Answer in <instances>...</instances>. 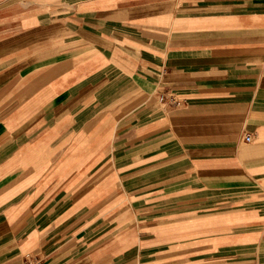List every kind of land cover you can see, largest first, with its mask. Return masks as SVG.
I'll return each instance as SVG.
<instances>
[{"label":"crops","instance_id":"0c3cea01","mask_svg":"<svg viewBox=\"0 0 264 264\" xmlns=\"http://www.w3.org/2000/svg\"><path fill=\"white\" fill-rule=\"evenodd\" d=\"M31 260L264 264V0H0V264Z\"/></svg>","mask_w":264,"mask_h":264},{"label":"built area","instance_id":"2783aa9c","mask_svg":"<svg viewBox=\"0 0 264 264\" xmlns=\"http://www.w3.org/2000/svg\"><path fill=\"white\" fill-rule=\"evenodd\" d=\"M171 102L173 103V104H178V101H176L175 99H172L171 100ZM252 140V136H251V134H248V135H246V137H245V141H247V142H250ZM27 264H36L34 261H28V263Z\"/></svg>","mask_w":264,"mask_h":264}]
</instances>
